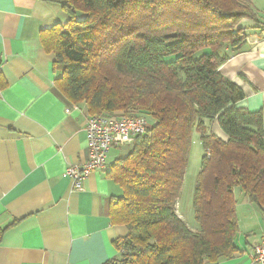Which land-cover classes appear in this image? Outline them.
Segmentation results:
<instances>
[{
  "label": "trees",
  "instance_id": "1",
  "mask_svg": "<svg viewBox=\"0 0 264 264\" xmlns=\"http://www.w3.org/2000/svg\"><path fill=\"white\" fill-rule=\"evenodd\" d=\"M49 1L69 15L42 32L61 73L57 88L85 104L88 116L124 112L153 123L108 172L123 190L111 217L128 236L115 243L119 256L107 264L235 257L236 190L264 211L263 117L236 107L245 95L219 68L246 43L240 23L258 21L253 0ZM1 69L0 62L5 89ZM216 121L227 141L210 128ZM195 128L205 153L193 200L198 231L177 212Z\"/></svg>",
  "mask_w": 264,
  "mask_h": 264
},
{
  "label": "crops",
  "instance_id": "2",
  "mask_svg": "<svg viewBox=\"0 0 264 264\" xmlns=\"http://www.w3.org/2000/svg\"><path fill=\"white\" fill-rule=\"evenodd\" d=\"M253 5L258 21L243 23L246 43L219 72L245 95L236 107L261 113L264 129V0ZM68 20L56 2L0 0V62L8 83L0 88V264H107L119 256L115 243L128 236L111 217L123 195L108 175L120 148L86 179L83 192L63 177L89 159L88 113L85 104L75 111L57 88L61 73L42 32ZM214 123L213 133L227 141ZM177 212L181 217L179 202ZM236 215L239 253L217 264H255L248 255L264 239V211L241 195Z\"/></svg>",
  "mask_w": 264,
  "mask_h": 264
},
{
  "label": "built area",
  "instance_id": "3",
  "mask_svg": "<svg viewBox=\"0 0 264 264\" xmlns=\"http://www.w3.org/2000/svg\"><path fill=\"white\" fill-rule=\"evenodd\" d=\"M264 41V29L261 32ZM80 105L73 109L80 110ZM67 113H71L67 110ZM152 123L146 118L115 117L112 114L88 116L85 132L89 146V159L83 165H71L63 174L74 184L76 191H84L86 179L94 172L104 170L108 165V155L113 149L131 144L138 136L148 134ZM248 257L255 264H264V239Z\"/></svg>",
  "mask_w": 264,
  "mask_h": 264
},
{
  "label": "rangeland",
  "instance_id": "4",
  "mask_svg": "<svg viewBox=\"0 0 264 264\" xmlns=\"http://www.w3.org/2000/svg\"><path fill=\"white\" fill-rule=\"evenodd\" d=\"M66 14L68 15L67 12ZM83 17L84 15L82 13L78 14V19L81 20L83 19ZM245 21H251V20H247V19L243 20L240 23L239 27L242 28L244 30L245 35H247L246 34L247 30L245 29V26H243V23ZM214 124L215 123H212V124L209 123V126L211 129H213ZM217 125L221 129L220 125L219 124ZM222 134L226 136L223 131H222ZM128 150H129L128 146H124L118 149L117 151L120 153L121 156H124L128 152ZM204 154L205 153H204L203 144L201 141V136L197 128H195L192 133V145H191V153L189 157V164H188V168H187V172L185 176V181L182 187L181 196L178 201L180 203V208H181V217L186 222L188 227L193 231L199 230V226L195 220V215H194V210H193V200H194L196 181H197L198 175L201 170L202 159H203ZM241 195L242 197H245L244 194L240 190H236L237 200L241 199Z\"/></svg>",
  "mask_w": 264,
  "mask_h": 264
}]
</instances>
